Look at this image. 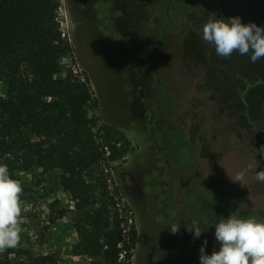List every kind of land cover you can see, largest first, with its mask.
Segmentation results:
<instances>
[{
    "label": "rangeland",
    "instance_id": "1",
    "mask_svg": "<svg viewBox=\"0 0 264 264\" xmlns=\"http://www.w3.org/2000/svg\"><path fill=\"white\" fill-rule=\"evenodd\" d=\"M210 1L179 0L168 22L167 0H60L57 18L71 47L62 62L90 83L84 109L91 127L99 135L102 126L114 127L129 141L107 171L110 190L136 230L131 264H200L204 240L205 254L219 251L220 218L264 220V184L255 179L264 170L257 151L264 146V84L250 86L262 60L253 64L239 53L221 58L202 39L210 15L249 23L242 18L251 0H220L214 9ZM149 108L153 122L172 120L162 122L164 133L156 124L147 130ZM249 165L242 185L233 182ZM57 176L36 168L12 176L24 189L17 248L54 253L59 264H89L71 253L77 235L70 212L55 218L72 207ZM192 220L199 222V238L186 230ZM173 223L180 224L176 234Z\"/></svg>",
    "mask_w": 264,
    "mask_h": 264
},
{
    "label": "trees",
    "instance_id": "2",
    "mask_svg": "<svg viewBox=\"0 0 264 264\" xmlns=\"http://www.w3.org/2000/svg\"><path fill=\"white\" fill-rule=\"evenodd\" d=\"M219 1H210L211 7L219 8ZM250 2L243 21L264 27V0ZM178 3L167 0L166 21ZM59 5L60 0H0V164L11 176L33 168L56 171L72 202L55 215L70 212L77 235L71 253L88 257L89 264H131L136 230L110 190L107 171L111 161L123 158L129 141L111 126H102L101 135L93 131L84 109L93 94L90 83L62 62L71 47L57 18ZM261 64L250 86L264 84ZM0 264H59V258L15 248L0 254Z\"/></svg>",
    "mask_w": 264,
    "mask_h": 264
},
{
    "label": "clouds",
    "instance_id": "3",
    "mask_svg": "<svg viewBox=\"0 0 264 264\" xmlns=\"http://www.w3.org/2000/svg\"><path fill=\"white\" fill-rule=\"evenodd\" d=\"M202 39L214 45L216 55L221 58L239 53L248 57L253 64L264 60V27L254 22L242 23L238 16L225 20L210 15L203 25ZM257 151L264 157V146ZM250 170L251 165L231 177L232 181L242 185L246 172ZM255 179L264 184V170L256 171ZM23 193L21 182L12 178L7 165L0 164V254L20 245L23 232ZM159 219L158 217L157 220ZM169 229L172 234H176L180 230V224L173 223ZM186 230L193 233L194 238H199L202 234L197 220L186 224ZM214 235L220 245L219 251L214 250L211 255L205 254L207 240H204L200 248V264H264V220H258L254 216L241 218L232 214L215 223Z\"/></svg>",
    "mask_w": 264,
    "mask_h": 264
},
{
    "label": "flooded vegetation",
    "instance_id": "4",
    "mask_svg": "<svg viewBox=\"0 0 264 264\" xmlns=\"http://www.w3.org/2000/svg\"><path fill=\"white\" fill-rule=\"evenodd\" d=\"M115 27H116V26H115ZM117 28H118V27H117ZM113 40H115V39L113 38ZM130 55H131V56H130ZM130 55H127L126 57H132V54H131V53H130ZM152 60H154V58H152ZM152 64H153V62H152ZM147 111H148L147 130H148L149 127H151L153 124H156V125H155L156 128H158L160 132L164 133V129H163V125H164V124L162 125V122H163V123H164V121H167V122H168V120H169V121H172V120H170V117L165 118V117L161 116L160 119H159V121H157V122H153L152 118L149 117V116H150V112H151L150 108H149ZM176 256H177V260H178V261H180V262L183 261V257H182L180 254H177Z\"/></svg>",
    "mask_w": 264,
    "mask_h": 264
}]
</instances>
